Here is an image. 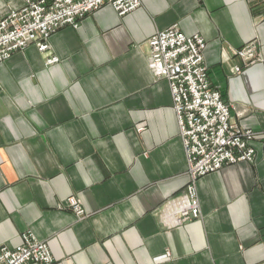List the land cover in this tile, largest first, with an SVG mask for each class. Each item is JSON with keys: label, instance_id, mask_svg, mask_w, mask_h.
Returning <instances> with one entry per match:
<instances>
[{"label": "crops", "instance_id": "1", "mask_svg": "<svg viewBox=\"0 0 264 264\" xmlns=\"http://www.w3.org/2000/svg\"><path fill=\"white\" fill-rule=\"evenodd\" d=\"M23 4L0 0V19ZM172 25L205 39L211 84L256 137L254 161L199 178L200 216L168 228L157 211L190 176L148 40ZM249 43L260 59L237 54ZM49 44L0 63V245L31 230L56 264H264V0H142L123 16L105 4ZM71 195L87 217L61 208Z\"/></svg>", "mask_w": 264, "mask_h": 264}, {"label": "built area", "instance_id": "2", "mask_svg": "<svg viewBox=\"0 0 264 264\" xmlns=\"http://www.w3.org/2000/svg\"><path fill=\"white\" fill-rule=\"evenodd\" d=\"M105 4L123 16L139 8L142 0H24L22 7L0 19V63L30 44L47 53L54 32L68 25L77 27L85 15ZM148 46L153 76L166 79L170 86L190 176L186 189L167 199L157 211L163 225L172 228L200 216L195 186L199 178L227 164L254 161L252 142L256 132L231 121L230 104L211 84L204 58L206 41L202 36L186 35L172 25L157 31L148 40ZM241 50L240 54L251 62L252 48ZM59 60L56 55L46 58L47 64ZM65 207L79 218L88 216L76 196L68 197L61 206ZM27 263L56 264L48 243L31 230L23 232L22 242L17 246L0 245V264Z\"/></svg>", "mask_w": 264, "mask_h": 264}, {"label": "rangeland", "instance_id": "3", "mask_svg": "<svg viewBox=\"0 0 264 264\" xmlns=\"http://www.w3.org/2000/svg\"><path fill=\"white\" fill-rule=\"evenodd\" d=\"M248 46H250V47L252 48V53H253V55L251 56L252 59H254V60L260 59L261 57H260L259 52H257V46H256L255 43H249V44H247V45H245V46H243V47L237 49V54H238L241 58L245 59V57L242 56V55L240 54V50H241V49H244V48H246V47H248ZM241 51H242V50H241ZM245 60H246V59H245ZM237 68H239V70H238ZM235 70L238 72V71L241 70V67H240V66H236ZM71 196H75V195H71ZM69 197H70V196H69ZM76 197H77V196H76ZM67 198H68V197H67ZM70 210L73 211L72 209H70ZM73 213L75 214L74 211H73ZM75 215L77 216V214H75Z\"/></svg>", "mask_w": 264, "mask_h": 264}]
</instances>
